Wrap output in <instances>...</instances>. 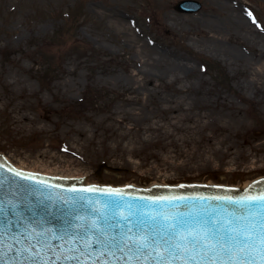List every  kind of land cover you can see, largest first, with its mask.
Returning <instances> with one entry per match:
<instances>
[{"label":"rangeland","instance_id":"obj_1","mask_svg":"<svg viewBox=\"0 0 264 264\" xmlns=\"http://www.w3.org/2000/svg\"><path fill=\"white\" fill-rule=\"evenodd\" d=\"M177 1L0 0V152L36 172L83 167L88 176L75 180L85 184L242 185L264 176V0H200L199 13L178 12ZM158 52L192 70L148 83V104L186 87L206 103L196 109L211 114L207 131L232 142L239 163L211 151L177 158L161 143L133 146L127 164L109 157L99 141L132 88L125 65ZM71 146L76 165L40 156Z\"/></svg>","mask_w":264,"mask_h":264},{"label":"snow or ice","instance_id":"obj_2","mask_svg":"<svg viewBox=\"0 0 264 264\" xmlns=\"http://www.w3.org/2000/svg\"><path fill=\"white\" fill-rule=\"evenodd\" d=\"M6 171L0 164V264H264L261 181L239 196L227 194L239 189L141 196L95 186L54 195L61 186ZM29 198L58 204L61 215L26 216L18 209Z\"/></svg>","mask_w":264,"mask_h":264},{"label":"bare ground","instance_id":"obj_3","mask_svg":"<svg viewBox=\"0 0 264 264\" xmlns=\"http://www.w3.org/2000/svg\"><path fill=\"white\" fill-rule=\"evenodd\" d=\"M114 15L116 14L112 13V16ZM129 41L132 42L133 48H137L134 40L129 39ZM131 66L132 70L129 65H125L128 80L132 84L129 93L123 97L125 106L108 114L107 119H111V124L105 127L111 132L108 137L104 136L99 141L109 149V157H113L114 162L127 164V154L134 152L133 146L139 143L143 146L161 143L166 151L174 153L177 158L196 159L211 151L216 157L223 159V157L231 156L234 164L239 163L238 157L232 155L236 153L233 143L224 137L217 139L219 138L217 133L210 134L207 131L212 128L213 118L207 112L197 111L196 107L203 106L204 102L192 101L186 87L181 86L161 98H154L153 107L148 104L152 91L148 83L154 84L156 79L164 75L171 76V82L181 79L188 70H192L186 58L174 53L167 55L158 52L156 55H140V59ZM142 93L146 95L145 98L142 97ZM19 120L27 123L31 121V118L22 114ZM108 140L112 141L114 146L108 145ZM62 149L64 152L58 155H50L47 151H43L40 156L59 163L70 162L76 165L77 160L71 157L79 155V152L72 146ZM261 157L264 158V155ZM5 161L10 165L13 164L8 156ZM255 162L253 160V163ZM14 168L17 167L14 166ZM44 169L48 172L44 174L61 178L88 176V172L83 167L73 168L67 165L65 170L57 167H45ZM248 183L246 181L241 186L245 187Z\"/></svg>","mask_w":264,"mask_h":264},{"label":"water","instance_id":"obj_4","mask_svg":"<svg viewBox=\"0 0 264 264\" xmlns=\"http://www.w3.org/2000/svg\"><path fill=\"white\" fill-rule=\"evenodd\" d=\"M201 8V4L196 0H182L176 4V9L182 12H194ZM0 164H3L5 167V171L8 168L15 169L12 165H10L8 162H6L2 156H0ZM17 170V169H15ZM20 170V169H19ZM17 170V171H19ZM22 172V171H20ZM24 175H34L32 173H26L22 172ZM7 175H11V173H7ZM48 175V174H47ZM37 180H44L47 181L50 184H55L61 186L60 188H54L51 189L52 193L55 195L56 193H60L63 189H66L72 185L71 181L67 180H58L56 178H45L42 176L34 175ZM50 176V175H49ZM53 176V175H52ZM19 179V178H18ZM262 183L257 185V188L264 187V180H260ZM23 184H29L28 181H21ZM76 184H85V183H78ZM34 187H39V185H32ZM191 186V185H186ZM198 187H155L151 188L149 190H135L132 188H126V189H119L121 191H126L129 195H141V196H158V195H169V194H204V195H213V194H226V190H230L228 188L224 187H211V186H203V185H195ZM247 186V185H246ZM245 186V187H246ZM77 187H87V186H77ZM101 189H106L107 187H98ZM112 189V188H111ZM41 191L47 192L48 189L41 188ZM227 194H230L232 196H239L244 194V192H236V191H230L227 192ZM98 206H100L98 204ZM19 211L23 212L26 216H31L33 213L36 214L37 218H43L48 216L49 211L56 216L61 215V211L59 208V205L56 203H53L52 201L44 200L43 203L38 204L36 198H29L27 203H21ZM51 219V217H48ZM59 223L58 221L53 220V224ZM107 259V257H105ZM89 264L91 262L89 261Z\"/></svg>","mask_w":264,"mask_h":264}]
</instances>
